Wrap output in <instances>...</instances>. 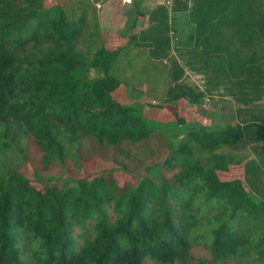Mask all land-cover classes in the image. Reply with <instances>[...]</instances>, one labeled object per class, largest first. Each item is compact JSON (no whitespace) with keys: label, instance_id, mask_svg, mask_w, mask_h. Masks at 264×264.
<instances>
[{"label":"trees","instance_id":"1","mask_svg":"<svg viewBox=\"0 0 264 264\" xmlns=\"http://www.w3.org/2000/svg\"><path fill=\"white\" fill-rule=\"evenodd\" d=\"M167 1L130 5L134 31L113 48L93 0H0V156L31 138L49 169L85 138L120 146L187 125L161 184L158 163L136 185L100 173L38 187L0 161V264H264V0ZM182 13L189 43L177 36ZM139 15L148 24L136 30ZM185 67L207 75V88L181 82ZM91 68L103 75L90 79ZM141 85L166 90L148 103L156 115L120 98ZM215 95L246 107L216 125L182 114L183 102L205 114Z\"/></svg>","mask_w":264,"mask_h":264},{"label":"rangeland","instance_id":"2","mask_svg":"<svg viewBox=\"0 0 264 264\" xmlns=\"http://www.w3.org/2000/svg\"><path fill=\"white\" fill-rule=\"evenodd\" d=\"M97 5V13L101 22V29L104 41H107L110 47L122 46L123 41L110 44L111 37L114 30H119L121 33L125 31H134L129 29L127 25V17L124 15L126 9L129 7L123 6V0H93ZM134 2V1H133ZM143 0H135L132 5H139ZM151 6V4H149ZM113 15V17H112ZM142 25H147V19L140 18ZM176 24L178 29V37L182 43H189L190 26L187 23L185 14H178L176 16ZM129 22V20H128ZM127 22V23H128ZM118 23V24H117ZM130 23V22H129ZM127 25V26H126ZM114 36V35H113ZM116 36V34H115ZM172 58H178L181 65L185 66V62L179 52L173 51ZM159 61L160 65L166 63L168 65L165 70L166 89L175 84L174 79V65L169 60ZM185 73L181 77V82L191 85L197 89L207 88V75L199 74L191 68L185 67ZM102 71L91 68L89 70V78L94 79L102 76ZM148 88L141 85V88L134 89L132 86H126L120 94V98L124 103L134 104L147 109L149 115H156L161 109L152 108L148 106L149 102L159 104L164 101L163 95H159L155 90L153 93L147 92ZM160 94L162 91L160 90ZM160 96V97H156ZM264 102V98L262 99ZM181 111L182 114L189 118L190 123H204L208 125H216L228 121L234 122L235 115L239 107H246V104L236 101L232 96L219 98L215 95L206 105V113L200 114L195 111L188 103L183 102ZM168 113V112H166ZM170 113L167 114V116ZM164 119L163 117H160ZM168 120L172 118L167 117ZM167 133L163 137H152L147 141L141 143L124 142L120 146H108L99 143L92 138L82 139L80 142L72 146L74 157H68L65 160H57L53 164H49V169L43 166L42 153L36 143L31 139H21L17 144L13 145V150L6 152L5 155L0 156V161L4 160L8 167L17 168L21 170L27 177L30 178L32 184L43 187L44 185L61 184L64 181L70 180L72 184L77 182V179L93 177L103 173L104 175L116 179L120 187L125 185H136L146 175L147 167L158 163L157 169L153 168L152 174L156 176L158 183H162V163L170 151L171 147L176 145L178 141L187 133V125H180L176 128L164 129ZM163 130V131H164ZM257 147V144H255ZM259 149H264V143L258 145ZM245 153L250 157L260 158L254 145L248 144ZM125 166V167H124ZM151 174V175H152ZM52 177V180L48 178ZM111 213L113 214L112 210ZM81 239V238H80ZM82 240V239H81ZM144 264H162L152 259H146Z\"/></svg>","mask_w":264,"mask_h":264},{"label":"crops","instance_id":"3","mask_svg":"<svg viewBox=\"0 0 264 264\" xmlns=\"http://www.w3.org/2000/svg\"><path fill=\"white\" fill-rule=\"evenodd\" d=\"M134 2H135V0H134ZM134 2H132L131 4H128V3H125L124 1L122 2V5L123 6H126V7H129L130 5H132ZM158 2H159V0H143V2L141 3V4H139V5H137V6H139L140 8H142V9H153V8H155L156 7V5L158 4ZM149 4H151V6H149ZM126 11H127V9H126ZM125 11V12H126ZM125 16H126V13L124 14ZM142 16L143 15H139V20H137L136 22H137V28H136V30H139V29H143V28H145L146 27V25H142V23H141V21H140V18H142ZM112 17H113V15H112ZM127 17V16H126ZM128 19V18H127ZM118 24V23H117ZM122 28V27H121ZM120 28V29H121ZM120 29L119 30H114V32H113V35L111 34V35H109V36H107V37H111L112 39H110V44L112 45V44H114V43H120V42H122L123 41V45H125L127 42H128V36L127 35H122L121 34V32H120ZM136 30H135V32H136ZM115 34H116V36H115ZM106 43H107V41H105ZM107 45H109L108 43H107ZM122 45V46H123ZM119 46V45H118Z\"/></svg>","mask_w":264,"mask_h":264},{"label":"built area","instance_id":"4","mask_svg":"<svg viewBox=\"0 0 264 264\" xmlns=\"http://www.w3.org/2000/svg\"><path fill=\"white\" fill-rule=\"evenodd\" d=\"M125 3L131 4L134 0H123ZM167 3H171V0H168Z\"/></svg>","mask_w":264,"mask_h":264}]
</instances>
